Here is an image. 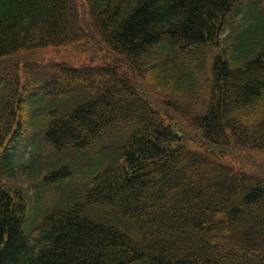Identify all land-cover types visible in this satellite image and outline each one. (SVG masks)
<instances>
[{
	"label": "trees",
	"instance_id": "16d2710c",
	"mask_svg": "<svg viewBox=\"0 0 264 264\" xmlns=\"http://www.w3.org/2000/svg\"><path fill=\"white\" fill-rule=\"evenodd\" d=\"M241 1L0 0V66L14 70L0 115V264H264V47L251 54V28L233 42L221 36ZM71 43L102 45L108 59L55 65L40 90L80 82L99 95L56 114L44 141L83 150L114 124L135 127L122 162L92 178L85 203L26 232L21 63L25 52ZM154 84L165 107L151 99ZM65 167L40 182L65 177ZM85 204L115 208L137 236L90 220Z\"/></svg>",
	"mask_w": 264,
	"mask_h": 264
},
{
	"label": "rangeland",
	"instance_id": "374dc122",
	"mask_svg": "<svg viewBox=\"0 0 264 264\" xmlns=\"http://www.w3.org/2000/svg\"><path fill=\"white\" fill-rule=\"evenodd\" d=\"M231 13L232 15H228L227 18V25L229 26L224 29L221 36H226L227 39L229 35V39L233 42V38H236L243 29L253 24L255 16H258L259 18L261 17L260 20L254 23L249 34L246 33V37H249L251 45H254L251 54H255L261 48L263 49L264 0H242L237 3V8L233 9ZM237 14L238 16L236 17ZM227 42H229L228 39ZM73 46L75 44L62 47H46L25 53V77L30 82L44 79L46 76L45 71L39 69V66L47 63L65 62L79 67L84 63H89V61L92 62L94 58L98 57L97 53V55L90 56L84 50L74 48ZM100 47L104 48L102 45ZM209 56L210 54L205 58L206 62ZM8 71L10 70L8 69ZM154 86L158 88L156 84ZM82 89L86 90L83 86L75 87L73 91L70 89L64 95L47 100H44L41 95L28 98V105L25 110V115L27 116L25 141L28 138H32L36 143H25V145L28 144L36 148L32 160L37 171H46L52 167L60 171L61 165L66 161L71 163L70 169L72 170L70 175L63 174L65 177H59L58 179L61 178L60 180L51 181L48 186H44L40 184L38 177L28 179L25 176L24 172L28 168L29 159L27 155L24 156V164L19 169L17 179L27 187L28 208L23 226L26 232L34 228L46 214L70 209L74 203H84L86 201V193L92 184L90 178L107 168L116 166L122 160L121 148L130 133L127 126H114L93 146L81 153L75 154V156H71L69 152L65 151L51 155V147L47 143H43L44 125L54 117V113L50 112L52 109L64 107L67 112H71L80 103L95 100L98 97V95L90 92L84 93ZM161 91L163 90L161 89ZM152 99L155 102L162 103L160 101L161 97L157 93L153 95ZM28 149L29 146H27L25 153H27ZM84 213L87 218L94 222L111 224L125 232L119 227L122 223L118 219V214L112 208L92 204L86 206Z\"/></svg>",
	"mask_w": 264,
	"mask_h": 264
},
{
	"label": "bare ground",
	"instance_id": "6f19581e",
	"mask_svg": "<svg viewBox=\"0 0 264 264\" xmlns=\"http://www.w3.org/2000/svg\"><path fill=\"white\" fill-rule=\"evenodd\" d=\"M237 8V3H235L234 5H233V9H236ZM144 96V95H143Z\"/></svg>",
	"mask_w": 264,
	"mask_h": 264
}]
</instances>
